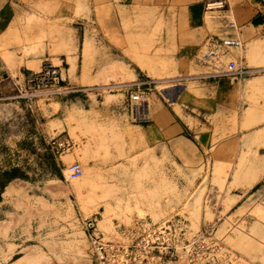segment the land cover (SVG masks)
Returning a JSON list of instances; mask_svg holds the SVG:
<instances>
[{"label":"rangeland","instance_id":"1","mask_svg":"<svg viewBox=\"0 0 264 264\" xmlns=\"http://www.w3.org/2000/svg\"><path fill=\"white\" fill-rule=\"evenodd\" d=\"M168 5L167 0H0V175L17 168L24 176L10 181L1 193L0 264H91L88 222L105 240L127 244V232L138 219L158 224L181 215L191 232L215 225L216 238L232 254L229 264H264V180L249 187L261 174L255 154H227L224 165L211 168L199 155L195 164L179 155L155 154L151 140L143 142L132 127L146 129L149 105L161 103L170 114L179 112L174 103L182 104L193 81L264 75V32L243 36L237 30L242 47L229 50L223 60H235L250 71L247 76L222 75L223 66H203V75H183L178 66L160 58L173 52L155 51L170 22ZM232 9L233 2L227 0L223 11ZM204 18L210 25V14ZM44 62L62 70L65 87L98 93L97 109L107 94H127L122 108L128 104L130 109V95L143 93V118L135 120L124 109L120 115L112 108L104 114L81 112L62 131L50 122L49 112L43 116L37 111L34 100L17 98L16 88L6 80L17 67L26 76ZM132 73L138 81L131 80ZM81 74V84L97 85L79 87ZM260 79L247 81L244 91L252 92L245 95V107L258 97L264 100L255 93L259 88L249 89ZM137 82L145 84L133 89ZM109 98L110 104L118 97ZM186 112L180 115L190 126L191 115L214 125L208 116ZM61 140L69 142L68 151L57 149ZM196 147L202 157L209 156ZM74 162L82 176L65 181L62 171ZM213 209L220 210L219 218Z\"/></svg>","mask_w":264,"mask_h":264},{"label":"crops","instance_id":"2","mask_svg":"<svg viewBox=\"0 0 264 264\" xmlns=\"http://www.w3.org/2000/svg\"><path fill=\"white\" fill-rule=\"evenodd\" d=\"M230 1L233 2V9L229 12L210 13L204 10V0H167L169 2L168 10L172 9L168 14L170 22H168L166 35L161 39V46L159 45V48L155 49V51L166 50L173 52V54L167 55L166 58H160L178 66L179 72L183 75L188 74V72L203 75L204 72L202 73V71L206 69L203 66L208 65L199 61L198 55L208 38L213 36L221 38L227 36L238 37V31L243 36L252 33L260 35L264 32V0ZM200 9H202L203 15ZM207 13L210 14V25L204 18ZM234 19L236 20L237 28L235 30L229 29L227 24L229 21H234ZM210 29L215 34L210 33ZM107 64L109 63L106 62L104 67ZM132 75L133 78L131 80L138 81V77L134 73ZM24 77V70L21 72L20 68L17 67L14 70V74H11L6 80L15 89L17 84L23 82ZM88 77L90 80L98 79V76L90 77L88 75ZM253 78L261 79L257 83L251 82L249 89L252 90V88L257 87L260 90L255 93L264 95V75L243 79V81H235L226 77H219L218 79L213 77L212 80L205 82L193 81L190 85L191 93H185L183 97L182 104L184 105L181 103L177 104V102L174 103L178 107L179 112H176L173 108L174 115H172L161 103L160 105L155 104L154 108L149 105V122H153V124L148 123L146 129L142 128L141 125L132 127L137 129L136 131L142 136L143 142L146 141V138L151 140L155 154L158 153L159 155L160 152L168 153L165 156H168V158H171V155L175 158L179 155L185 161L195 164L199 162V155L202 163L204 165L205 163L210 164L211 168L215 165L217 167L224 165L226 162L224 156L227 154L238 156L249 150L258 159L256 163H258V171L261 173L258 175L259 179L257 182L249 186L252 188L258 182L264 180V100L256 97V103H250L248 107H245V104H247L245 95L246 93L250 94L252 91L246 92L244 87L247 81ZM81 79L82 74L78 77L77 85L79 87L97 85L96 82L81 84ZM65 83L61 84L59 92L54 93L50 99L41 96L33 101L37 111H40L43 116L46 115L45 112H49L50 122L55 126L61 125L62 131L67 128L66 121L71 119V117L76 120L81 112L89 113L92 111L104 114L109 108H112L119 115V112L123 109L126 110V114H132L131 107L129 109L128 104L122 108L127 94H107L110 98L118 97L117 101H111L109 104L108 100L106 103V95L100 100L101 109H97L99 107L98 93L95 91L93 93H85L81 88L69 89L65 87ZM142 84H145V82H137V84L133 85V89L139 88ZM253 84L255 85L254 87H252ZM64 89L66 91H63ZM50 100L52 101L51 103H45ZM54 106H57L56 111H52ZM86 106L89 108L88 110L85 109ZM242 109H244L243 112H241ZM186 110L190 115L203 114L208 116L214 125L203 124L200 119L191 115L192 125L190 126L181 118V115L187 113ZM247 110H249L248 116L246 114ZM226 120L234 122L231 125H227L225 123ZM117 123L121 125L122 122L117 121ZM58 132V130L53 131L52 134L56 135ZM187 136H191L196 142L194 143ZM196 144L200 146L205 155L209 154V156L206 158L202 157ZM89 164L90 161L87 162V167H90ZM63 165L65 163L62 161ZM217 178L222 180L223 177L218 176ZM233 207L231 206V208ZM212 211L216 218H219L220 210L213 209ZM175 215L179 214L176 213ZM172 217L168 216L160 220L159 223ZM181 217L187 221L185 216L181 215Z\"/></svg>","mask_w":264,"mask_h":264},{"label":"built area","instance_id":"3","mask_svg":"<svg viewBox=\"0 0 264 264\" xmlns=\"http://www.w3.org/2000/svg\"><path fill=\"white\" fill-rule=\"evenodd\" d=\"M227 0H204L205 12L223 11ZM229 29H236L234 21L227 24ZM242 42L237 37L208 38L198 55V60L218 69L224 67L222 75L242 78L250 71L238 65L235 60H223L229 50L239 49ZM66 82L62 70L48 62H44L37 72H29L23 84H17V98L33 101L41 96L58 93L61 84ZM147 102L143 93L137 91L130 95L132 116L135 120L143 118L144 106ZM58 150L68 151L70 144L66 140L56 142ZM63 178L73 181L82 176V168L78 163L64 167ZM89 244L91 264H229L232 254L216 238L214 224H206L196 232H191L188 222L182 217H174L158 224L138 219L127 232L128 243L122 244L105 240L96 232L93 222L85 225Z\"/></svg>","mask_w":264,"mask_h":264},{"label":"trees","instance_id":"4","mask_svg":"<svg viewBox=\"0 0 264 264\" xmlns=\"http://www.w3.org/2000/svg\"><path fill=\"white\" fill-rule=\"evenodd\" d=\"M1 177L4 178V181L1 179ZM23 177H24L23 174H21L20 170L17 168H12L8 172H3L2 175H0V202H1V193L6 187V185L14 179L17 178L22 179Z\"/></svg>","mask_w":264,"mask_h":264},{"label":"bare ground","instance_id":"5","mask_svg":"<svg viewBox=\"0 0 264 264\" xmlns=\"http://www.w3.org/2000/svg\"><path fill=\"white\" fill-rule=\"evenodd\" d=\"M253 86V85H252ZM259 170V169H258ZM263 170V169H262ZM257 173H258V171H257ZM256 178V177H255ZM255 178L253 179V180H255ZM251 179V178H250ZM250 181V180H249ZM249 185V184H248ZM13 186V185H12ZM8 191V190H7ZM7 193H9V192H7Z\"/></svg>","mask_w":264,"mask_h":264}]
</instances>
